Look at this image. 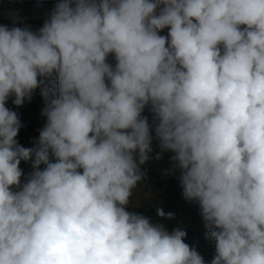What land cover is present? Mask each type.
I'll return each instance as SVG.
<instances>
[{
    "label": "clouds",
    "instance_id": "9594fccd",
    "mask_svg": "<svg viewBox=\"0 0 264 264\" xmlns=\"http://www.w3.org/2000/svg\"><path fill=\"white\" fill-rule=\"evenodd\" d=\"M36 89L46 123L25 148L6 103ZM146 107L211 264H264V0H62L38 31L0 25V264H205L186 231L127 210Z\"/></svg>",
    "mask_w": 264,
    "mask_h": 264
},
{
    "label": "trees",
    "instance_id": "16d2710c",
    "mask_svg": "<svg viewBox=\"0 0 264 264\" xmlns=\"http://www.w3.org/2000/svg\"><path fill=\"white\" fill-rule=\"evenodd\" d=\"M28 9H23V14ZM47 19L38 18L35 20H28L21 28L28 27L32 31H38ZM9 27L10 24H3ZM115 65V63H110ZM49 87L54 89V81H48ZM12 97L6 103V107L18 114L22 127L16 137L20 145L25 148H34L38 142L40 130L45 126L46 117L41 115L44 107V100L40 95V90L36 89L30 101L25 100L22 106H15L12 103ZM142 116L147 117L148 122L152 123L154 116L149 107H146L142 112ZM152 138L155 136L150 130ZM165 159L170 162L168 157ZM34 157L28 161H21L19 167L22 169L21 183L26 182L33 172L32 163ZM50 161L55 162V158L50 156ZM150 165V177L146 180L151 189L150 197L143 199L138 206L127 208L128 211L140 213L149 216L153 222L164 223L168 230L180 228L186 231L185 243L203 257L205 264H211L212 259L216 255L215 241L207 238V229L205 222L201 215L199 204L196 201H189L183 196L182 186L177 184L175 178L168 176H161L158 174L157 168L161 166V160L154 157ZM45 165L40 166L43 170ZM144 169V165H142ZM144 172V171H143ZM163 208L165 213L171 212L174 214L172 219L160 220L156 216V208Z\"/></svg>",
    "mask_w": 264,
    "mask_h": 264
},
{
    "label": "rangeland",
    "instance_id": "374dc122",
    "mask_svg": "<svg viewBox=\"0 0 264 264\" xmlns=\"http://www.w3.org/2000/svg\"><path fill=\"white\" fill-rule=\"evenodd\" d=\"M62 2V0H59L57 2L52 3H42V2H26L23 4H6V3H0V25L3 24H10L9 28L11 27H21L25 22L28 20H35L38 18L47 19L50 18L52 12L54 11L56 5L58 3ZM26 8L28 11L23 14V9ZM168 29L165 28L162 31H160V35L166 36L168 33ZM107 62L115 63V59L112 55H109ZM151 165L152 161L149 159L144 165ZM141 170L145 172L144 169L141 166ZM175 180L178 184L180 183V178H176ZM152 189L149 185V183L146 180H142L139 182L137 187L133 190V195L130 198L129 207H135L138 206L143 199H146L150 197L152 194Z\"/></svg>",
    "mask_w": 264,
    "mask_h": 264
},
{
    "label": "built area",
    "instance_id": "2783aa9c",
    "mask_svg": "<svg viewBox=\"0 0 264 264\" xmlns=\"http://www.w3.org/2000/svg\"><path fill=\"white\" fill-rule=\"evenodd\" d=\"M157 123L158 122L155 119H153L152 123H149L150 130L153 131L154 135H155L154 128ZM159 145H160V141L158 140V138H156V136H154L152 138V152L149 153V156H150V160H152L154 157H157V155L159 154L162 164L157 168L158 174L161 176H168L171 178H175V177L180 178V170L177 167L176 162H174L171 159L174 153L170 151H162ZM165 157H168L170 161L169 163L165 159ZM144 167H145V178L148 179L150 177L151 166L146 164L144 165Z\"/></svg>",
    "mask_w": 264,
    "mask_h": 264
},
{
    "label": "water",
    "instance_id": "95a60500",
    "mask_svg": "<svg viewBox=\"0 0 264 264\" xmlns=\"http://www.w3.org/2000/svg\"><path fill=\"white\" fill-rule=\"evenodd\" d=\"M42 2V3H52V2H57L59 0H0V3H6V4H23L26 2Z\"/></svg>",
    "mask_w": 264,
    "mask_h": 264
}]
</instances>
